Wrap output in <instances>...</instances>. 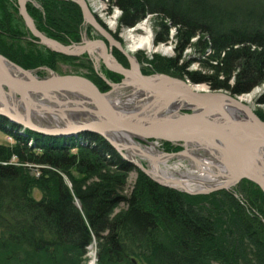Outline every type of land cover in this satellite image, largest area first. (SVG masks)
Returning a JSON list of instances; mask_svg holds the SVG:
<instances>
[{
    "label": "trees",
    "instance_id": "trees-1",
    "mask_svg": "<svg viewBox=\"0 0 264 264\" xmlns=\"http://www.w3.org/2000/svg\"><path fill=\"white\" fill-rule=\"evenodd\" d=\"M37 1L41 10L28 4L26 11L41 33L62 43L68 33L80 34L82 12L76 3ZM108 1L122 11L120 24L128 28L157 14L164 20L158 41L166 40L165 21L178 28L181 55L173 62L156 60L160 72L170 75L172 64L194 84L236 95L264 83V10L255 5L238 9L229 0ZM17 12L16 0H0V54L25 70H54L52 59L59 55L25 51L15 41H28L12 24ZM188 47L197 52L200 71L189 72L181 64ZM207 51L211 54L203 60ZM84 76L101 92L108 91L95 73ZM231 78L235 82L229 87ZM0 132L15 143L0 144V264H84L93 239L98 243L96 264H264V194L251 181L234 191L190 196L152 181L95 134L43 135L4 117ZM166 148L181 149L168 143ZM29 164L41 166L38 177ZM131 173L137 182L124 196ZM33 189L40 192L39 200L32 197ZM121 205L125 211L112 218Z\"/></svg>",
    "mask_w": 264,
    "mask_h": 264
},
{
    "label": "water",
    "instance_id": "water-1",
    "mask_svg": "<svg viewBox=\"0 0 264 264\" xmlns=\"http://www.w3.org/2000/svg\"><path fill=\"white\" fill-rule=\"evenodd\" d=\"M68 1L75 2L79 6L84 26L90 25L110 43V46L121 51L120 44L114 41L110 33L94 19L85 0ZM16 2L19 15L30 34L37 38L41 46H45L53 53L72 57L87 53L90 47H99L101 54L98 57L102 59L107 69L116 74L122 72L123 66L117 63L110 50L106 49L105 42L82 40L81 44L73 46L60 44L37 30L32 18L26 12V5L30 0H16ZM132 66H134L133 63ZM44 70L48 71V76L35 77V71L22 69L0 54V98L4 99L3 95L11 100L16 95L21 96L22 100L25 98L31 100L34 97L37 101L50 96L59 101L62 98L65 103L73 104L68 109H60L61 112L52 111V114L62 121V126L43 129L32 122V112H26L23 118L20 113L16 114V110L12 114L3 108L0 109L2 117L5 116L12 122L20 123L24 129L41 131L49 135L69 136V134L86 133L103 137L118 150L123 159L128 160L153 181L165 187H168L167 184L172 181L155 180L150 170H147L137 158L129 157L128 152L137 151L143 158L156 161L160 157L165 159L178 155L189 157L187 152L189 146H192L215 160L220 181L198 192L189 191L182 186L181 182L173 181L182 192L189 195H208L230 190L239 182L249 180L264 194V122L247 105L237 99L221 92H194L195 89H189L188 84L169 76L153 74L141 77L137 73L132 78L138 84V88L130 82L134 86L131 92L125 86L127 85L125 82L108 83L112 90L124 89L127 94L130 93L129 95L141 94L142 105L125 109L112 101L110 92L102 93L96 85L81 76H58L47 67H44ZM230 109L241 112L242 118L240 115L233 116ZM44 110L40 108L35 112L42 114ZM181 110L189 112L184 114L180 112ZM70 114L78 115L79 118L70 120ZM126 136L135 138L133 144L126 140ZM136 139L143 143L149 139H158L176 146L180 145L184 149L177 154L160 153L155 158L154 155L140 149L139 141Z\"/></svg>",
    "mask_w": 264,
    "mask_h": 264
},
{
    "label": "rangeland",
    "instance_id": "rangeland-1",
    "mask_svg": "<svg viewBox=\"0 0 264 264\" xmlns=\"http://www.w3.org/2000/svg\"><path fill=\"white\" fill-rule=\"evenodd\" d=\"M85 1H86L87 6H88V9L91 11L92 15L94 16V19L103 27L104 30L109 31V33L112 36L114 41H116L118 44H122V46L124 45V43L128 42L127 37L129 36L130 33H133L135 35V37L144 36V33L141 30L140 31H135V30H136L137 26H139L142 23L148 24L149 29H151V31H152V40H153V48L154 49L152 52H150V51H147L146 49L142 48L141 52L137 53V57L140 58L139 62L141 64V67H144V68H147V70H150L151 66L153 67V64H155L156 60L173 62L174 59H176L178 56L181 55L180 50L178 49V47H179L178 46V41H179L178 28H175L174 26L172 27L171 22H169L168 20L165 21L166 26L169 28L166 40L165 41L164 40L158 41L156 38L159 37L160 32H161V29L159 27H160V24L162 22H164V20L159 18V16L157 14H154V13L147 14L136 25L128 28V27L122 26L120 24V17L122 15V11L119 8L117 9V7H115L114 5L110 4L108 0H85ZM220 1L223 3L226 0H220ZM229 1L235 7H238V9H244L245 6L248 7V5H251V7L256 6L255 8H258V10H260V11L264 10V0H259L258 3L257 2L254 3V0H229ZM73 3H75V2H73ZM28 4H30V5L32 4L33 6H35V8L41 10V4L37 0H30V2H28ZM19 17H21V16L17 15V14H13L14 22H12V24H14V26L17 28V30H18V32H20V34H23L25 36V39H27L30 42L33 41V43L35 45L34 44L31 45L30 42L25 41L24 39L22 40V39L17 38V40H15V41L18 42L19 43L18 45L20 46V48L24 49L25 51H28V50H31V51L47 50L48 52H50L54 55L55 54L59 55V56L53 57L52 63H54L53 64L54 67L53 66L52 67L54 68V70L49 68L51 71H53L54 73H57L59 75H63V76H66V75H73V76L86 75V76H89V74L95 73L97 75V77L100 78L104 82L105 85L109 86L108 91L103 92V93H109L110 92L109 96L114 103H115L114 99L116 98L115 97L116 95H118V97L123 99L122 101L130 99V97H132V96H136V95H129L130 94L129 92H128L129 94H127V92L124 89L112 90V88H110L111 86L106 84L107 78L105 77V75L111 74V75L115 76L116 74L115 73L113 74L112 71H109L107 69L105 63H103V61L100 57H98V56H96L95 58L89 57L87 55V53H83V54L76 56V57L63 55V54H59L56 52L53 53V52L49 51L48 49H46L45 46H41L40 44H38L37 38L34 37L32 34H30L25 23L23 22L22 17H21V19H19ZM82 21H83V19H82ZM113 21H115L114 22L115 25H114V27H110L111 22H113ZM18 37L21 38L19 35H18ZM197 39L198 38L195 37V39H193L192 42L195 43V41ZM52 40H56V39H52ZM82 40H86V41L87 40H90V41L100 40V41L105 42L106 49H108V50L111 49L113 52L116 53L118 58L119 57L122 58V60H121L122 63H125L124 62L125 60L123 58L124 52L119 51L114 46H110V43L107 42L105 39H103L99 35L98 32L94 31L90 25L84 26V21L82 23V26L80 27V34H78V36L76 38L68 33L66 35L65 41L63 43L59 42L58 40H56V41H58L60 44H63V45L73 46L76 44H81ZM165 49L169 50L170 52L164 53ZM253 49H254V47H253ZM196 54H197V52H195V50L190 48V47L186 48V50L182 53L181 64H183L184 66L186 65L187 66L186 70L189 72H196V71H200V69H201V65L196 60V58H197ZM210 54H211L210 51H207V54H205V57L202 59L205 60V59L209 58ZM221 55L223 56L224 54H221ZM96 58H98V59H96ZM10 62H12V61H10ZM211 63L215 65V64H217V61H211ZM119 64H121V63H119ZM15 65H17V64H15ZM138 65H139V63H138ZM17 66H19V65H17ZM44 67H46V66H44ZM44 67L35 68L34 70H29V71H35L34 72L35 77L45 78L46 76L49 75V73H48V71L44 70ZM139 67H140V65H139ZM147 70L145 72H143L147 76H152L153 74H158V75H162V76H164V75L169 76L173 79L176 78V79L180 80L181 82L188 84L193 89H197V87H199V86L203 87V88H201V92H207V93L208 92H216V93L221 92V93H223L227 96H231L232 98L237 99V100L238 99L241 100L243 98H247L250 96V99H249L250 102H248L244 99L243 103L245 105H247V107L251 111H254L255 115L259 119H260V117L258 116V114H260L264 118V103H263V100H264V83L257 85V86H254L252 88V91L249 93H242L241 95H236V94H233V93L228 92L226 90H219V91L211 90L209 88V85L204 84V83L194 84L187 76L185 77L180 72H177L174 70H169L171 73L170 75L166 74L165 72L162 73L159 70L156 71L157 73H154V72L152 73L151 70H150L151 72L147 71ZM116 82L121 83L120 77H118V80ZM116 82L114 80L110 81V83H114V84ZM234 82H235V80L231 78L229 83H228L229 87L230 86L232 87L234 85ZM110 90H112V91H110ZM139 97H140L139 98V101H140L141 96H139ZM15 99L17 101H19L18 107H20V110H21L18 112L16 111V114L20 113V115H22L24 118L26 116V112L36 113L35 111H39L40 108L45 109L44 110L45 112H43L42 114L36 113V114H34V117H35V119L39 120V118L43 117L42 115L44 114V116L48 117V121L43 122V123L41 121L39 123L38 122L35 123V121H33V123L43 125V126H45V128H50V126L61 127L62 121L59 120L58 117H56L55 115L52 114V111H54V110L58 111V112H61V110L59 108L54 109L50 106L62 105L65 103L64 99L61 98L60 99L61 101H59L58 99L56 100L55 98L50 96V97H46V98L44 97L42 99H38V101L32 100V99L29 100L28 98H25L24 100H22L21 96L19 97L18 95L13 97V100H15ZM41 101H45V102L47 101L49 103H42ZM125 102H127V101H125ZM135 106H137V105L133 104V106H130V107H128V105L126 107L125 106H123V107H125V109L126 108L130 109V108H135ZM180 112L187 114L189 111L188 110H181ZM238 114L240 115V117L242 116L241 112H239ZM0 117H2V116L0 115ZM3 117L7 119V122H10L13 125L15 124V125L19 126L20 128L24 129L20 123L12 122L9 120V118H7L5 116H3ZM31 118H32V115H31ZM78 118H79L78 115L70 114V120H74V119H78ZM53 119L58 120V123H57V121H54ZM25 129H27V128H25ZM134 139H132V140L134 141ZM136 140L139 141V146L138 145L137 146L140 147V149H142L143 151H145L146 149H149L151 147L154 148L156 153H154V154L149 153V154L152 156L154 155L153 157H155V158H157L156 155L160 154V153H165V154L175 153V154H177L179 151L184 149L180 145L176 146L174 144L167 142L172 147H180L181 148L178 150V152H171V151H168L166 148L167 143L163 142L161 140L149 139L145 143H143L142 141H140L138 139H136ZM0 144H2V145H4V144L14 145L15 143L10 136H8L5 133L4 134L0 133ZM136 152L135 153L128 152L129 157H132V159L137 158V160H139V162L145 168H147V170H150V172H151V174L155 180H157V181L158 180H160V181H169V180L172 181L169 184H167L168 187H166V188H168V189L170 188V189H173L175 191L184 193L179 189L180 188L179 186H177L176 184L173 183V181H175V182H179V183L181 182L182 186L189 191L198 192V191H202V189L207 188L208 186H212V184L218 183V181H220V178H218V176H217V173H218L217 170L218 169L215 167V165H216L215 160H213L212 157L204 155L205 153L202 150L198 151L196 148H193L192 146H189V150L187 152V154H189L188 155L189 157H185L182 155L181 156L178 155V156H174V157L171 156L168 159L160 157L156 161H151L150 159H147V158L145 159L142 156H140L138 152L137 153ZM145 153H147V151H145ZM200 160L203 161V163L208 162L210 164L212 162L210 164L212 169L206 170V168H204V166H202V165L200 166V164H202V162ZM11 161L16 162L15 158H12ZM29 167L32 169V174L35 175L36 177H38V175H36V173H39V168L41 166L29 164ZM157 167L160 169V173L157 172L158 171ZM135 169H136V167H135ZM153 169H155L157 174L154 172ZM161 170L164 173L166 172L165 176L162 175ZM190 175H193L194 177L196 176L197 179L198 178L201 179V178L206 177V178L211 180V178H212L214 180V182L213 183H211V182L206 183L204 181V179L203 180L201 179V182L199 180H196V181H194L195 183H193L191 181H190V183H186L187 182L186 177L190 176ZM146 176H148V175H146ZM136 179H137V174H135V173H131L127 176L125 187L122 189V193L124 196L128 195L129 192L133 189V187L135 186V184L137 182ZM241 182H243V181H241ZM241 182H239L238 184H240ZM157 184H159V183H157ZM238 184L234 185V187L228 191H234L235 187ZM169 186H171V187H169ZM163 187H165V186H163ZM184 194H187V193H184ZM31 195L36 200H39L41 198L40 192L36 189L32 190ZM194 196H198V195H194ZM124 211H125V208L122 205L117 207L116 210H114V212L112 213V218H116V216L123 213ZM97 247H98V243H97L96 239H93L92 243L86 248L87 249V253H86V260L87 261L84 264H92L93 261H94L93 264H96V262H97L96 257H97V253H98ZM93 259H95V260H93ZM133 261L136 263L134 258H133ZM141 264H143V263H141ZM213 264H216V263H213Z\"/></svg>",
    "mask_w": 264,
    "mask_h": 264
},
{
    "label": "bare ground",
    "instance_id": "bare-ground-1",
    "mask_svg": "<svg viewBox=\"0 0 264 264\" xmlns=\"http://www.w3.org/2000/svg\"><path fill=\"white\" fill-rule=\"evenodd\" d=\"M60 1V0H59ZM18 4V3H17ZM27 6V5H26ZM27 12V11H26ZM115 21H113V22H111V25H110V27H114V25H115V23H114ZM110 29V28H109ZM142 31L143 33H144V36H141V37H135V35L133 34V33H130L129 34V36L127 37V43H124V47L122 46V44H120V48H121V51L122 52H124L125 53V55L127 56L126 58H127V60H128V62H129V60H130V62L132 61V63L134 64V66H132V63L129 65V67L128 68H125L124 66L122 67L123 68V70H121L122 72L120 73V74H118V75H120V76H122V78L124 79V77H125V79H124V81H121V83L122 82H125L127 85H125L127 88H128V90H130V92L132 91V89L134 88V86L133 85H135L136 87H137V83H136V81L132 78V76L133 75H135V74H139L141 77L142 76H146V77H148L147 75H145V73H141V70H140V67H139V65H138V62H136V56H137V53H140L141 52V49L143 48V49H146L147 51H150V52H152L153 51V40H152V31H151V29H149V26H148V24L147 23H142V24H140L139 26H137V28H136V30L135 31ZM106 31V30H105ZM107 32H109V31H107ZM106 45V44H105ZM108 50V49H107ZM110 50V52H111V54L113 53L112 52V50L111 49H109ZM108 50V51H109ZM168 52H170L169 50H167V49H165L164 50V53H168ZM101 54V48H97V47H90V49H89V51L87 52V55L89 56V57H93V58H95L96 56H98V55H100ZM113 55V54H112ZM118 63V62H117ZM136 69H135V68ZM125 73V74H124ZM116 74V73H115ZM58 76H63V75H59V74H57ZM78 76H81V77H83V78H85V79H87V80H89V81H91L89 78H86L84 75H78ZM132 78V79H131ZM122 79V80H123ZM92 83H93V81H91ZM130 82L133 84V85H131L130 84ZM121 83H118V84H121ZM94 84V83H93ZM95 85V84H94ZM96 87L98 88V86L96 85ZM138 88V87H137ZM191 88V90H192V87L190 86L189 87V89ZM201 88H203V87H201V86H199V87H197V89H195V90H193L194 92H199V93H203V92H201ZM103 93V92H102ZM204 93H206V92H204ZM136 96H132V97H130V99H127V100H125V101H127V102H125V101H122L123 99H121L120 97H118V95H116L115 97V103L118 105V106H127L128 105V107H130V106H133V104L134 105H142L141 104V102L139 101V96H141V94H139V93H136L135 94ZM4 96V99L3 98H0V109H5L6 111H8V112H10V113H12V114H14L15 113V110L16 111H21L20 110V107H18V101L17 100H11L9 97H7L6 95H3ZM31 98V97H30ZM32 100H35L34 99V97L33 98H31ZM246 100V101H248V102H250V96L249 97H247V98H243V99H238L237 101H239V102H242L243 103V100ZM37 101V100H36ZM140 102V103H139ZM43 103V102H42ZM73 104H71V103H65V104H62V105H57V106H50V107H52V108H54V109H57V108H59V109H68L69 107H71ZM230 112H232V115L233 116H238L239 114H238V112H236L235 110H233V109H230ZM33 113V112H32ZM43 117H40L39 118V120H37V119H35V117H34V115L32 114V122L33 121H35V123L36 122H47L48 121V117L47 116H44V114L42 115ZM6 119V118H5ZM7 120V119H6ZM54 121H58V120H56V119H53ZM35 125H38L39 127H41V128H45V126H43V125H40V124H35ZM34 132V131H33ZM36 132H38V133H41V134H43V135H48V134H46V133H44V132H41V131H36ZM1 133V132H0ZM72 135V134H71ZM126 140H128L131 144H133L132 142H133V140L131 139V138H129L128 136H126ZM145 151H147L148 153H150V154H154V153H156V151H155V149L154 148H149V149H146ZM201 161V160H200ZM202 162V164H200V166L202 165V166H204V168H206V170H208V169H212V167L210 166V164L212 163H203V161H201ZM154 170V172L157 174V172L158 173H160V169L157 167V172L155 171V169H153ZM161 173H162V175H164L165 176V173L161 170ZM192 173V172H191ZM202 180L204 179V181L207 183V182H211V183H213L214 182V180L211 178V180L210 179H208V178H206V177H204V178H201ZM201 179L200 178H196V176L194 177L193 175H190V176H187L186 177V183H190V181L191 182H193V183H195L194 181H196V180H199L200 182H201ZM209 180V181H208ZM188 187V186H187ZM93 260H95V259H93ZM93 263H94V261H93ZM92 263V264H93Z\"/></svg>",
    "mask_w": 264,
    "mask_h": 264
},
{
    "label": "flooded vegetation",
    "instance_id": "flooded-vegetation-1",
    "mask_svg": "<svg viewBox=\"0 0 264 264\" xmlns=\"http://www.w3.org/2000/svg\"><path fill=\"white\" fill-rule=\"evenodd\" d=\"M66 1H68V0H66ZM71 2V1H70ZM28 4V3H27ZM18 5V4H17ZM34 22V21H33ZM114 50V49H113ZM113 52V51H112ZM122 53V52H121ZM113 54V56L115 57V59H116V61L118 62V63H121L122 64V66H124L125 68H128L129 67V65H130V62H128V60H127V58L125 57V55L123 54V58H124V62L125 63H122V58L121 57H117V55H116V53L115 52H113L112 53ZM139 57H137L136 56V62H138L139 63V65H140V70H141V73H143V72H145L146 70H147V68H144V67H141V64H140V62H139ZM157 64V63H156ZM156 64H153V67L151 66V71H152V73L154 72V73H157L156 71H158L159 69H160V66H158V65H156ZM171 65V70H174V71H177V69H176V67H175V65L173 66L172 64H170ZM150 70H147V71H150ZM150 71V72H151ZM178 72V71H177ZM114 74V73H113ZM105 77L107 78V83L106 84H108V83H110V81H112V80H114L115 82L118 80V77H120V81H121V79H123L122 78V76H120V75H105ZM104 78V77H103ZM115 84H118L117 82L115 83ZM110 88H112V87H110ZM98 90L100 91V88L98 87Z\"/></svg>",
    "mask_w": 264,
    "mask_h": 264
},
{
    "label": "crops",
    "instance_id": "crops-1",
    "mask_svg": "<svg viewBox=\"0 0 264 264\" xmlns=\"http://www.w3.org/2000/svg\"><path fill=\"white\" fill-rule=\"evenodd\" d=\"M32 114L34 115V113H32ZM32 114H31V115H32ZM35 114H36V113H35Z\"/></svg>",
    "mask_w": 264,
    "mask_h": 264
},
{
    "label": "built area",
    "instance_id": "built-area-1",
    "mask_svg": "<svg viewBox=\"0 0 264 264\" xmlns=\"http://www.w3.org/2000/svg\"><path fill=\"white\" fill-rule=\"evenodd\" d=\"M36 175H38V173H36Z\"/></svg>",
    "mask_w": 264,
    "mask_h": 264
}]
</instances>
